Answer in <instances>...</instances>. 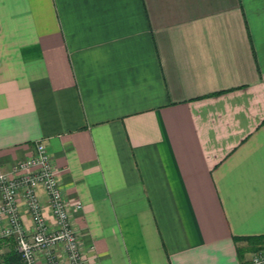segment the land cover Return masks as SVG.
I'll return each mask as SVG.
<instances>
[{
    "label": "crops",
    "instance_id": "1",
    "mask_svg": "<svg viewBox=\"0 0 264 264\" xmlns=\"http://www.w3.org/2000/svg\"><path fill=\"white\" fill-rule=\"evenodd\" d=\"M39 141L87 264H248L264 0H0V173Z\"/></svg>",
    "mask_w": 264,
    "mask_h": 264
},
{
    "label": "built area",
    "instance_id": "2",
    "mask_svg": "<svg viewBox=\"0 0 264 264\" xmlns=\"http://www.w3.org/2000/svg\"><path fill=\"white\" fill-rule=\"evenodd\" d=\"M38 188H43L46 194L52 225L44 215ZM23 211L31 220V230L23 224ZM4 238L14 241L19 264H37L38 251L43 252L46 264H60L54 254L60 245L67 254L68 264H87L59 187L58 171L42 141L11 171L0 173V239ZM0 264H3L1 258ZM248 264H264V250L254 252Z\"/></svg>",
    "mask_w": 264,
    "mask_h": 264
},
{
    "label": "trees",
    "instance_id": "3",
    "mask_svg": "<svg viewBox=\"0 0 264 264\" xmlns=\"http://www.w3.org/2000/svg\"><path fill=\"white\" fill-rule=\"evenodd\" d=\"M2 240V239H1ZM235 240H246L250 242L249 249L251 251H257L260 249H264V235L260 236H246V237H237ZM7 241H9L10 250L3 256L1 259L3 264H19L20 263V256L13 248L14 241L11 238H7ZM251 247V248H250ZM242 251L238 249V253H241Z\"/></svg>",
    "mask_w": 264,
    "mask_h": 264
},
{
    "label": "rangeland",
    "instance_id": "4",
    "mask_svg": "<svg viewBox=\"0 0 264 264\" xmlns=\"http://www.w3.org/2000/svg\"><path fill=\"white\" fill-rule=\"evenodd\" d=\"M260 250H264V249H260ZM258 251V250H257ZM256 252V251H255Z\"/></svg>",
    "mask_w": 264,
    "mask_h": 264
}]
</instances>
